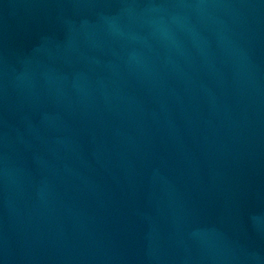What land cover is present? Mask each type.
Wrapping results in <instances>:
<instances>
[{
	"label": "water",
	"instance_id": "1",
	"mask_svg": "<svg viewBox=\"0 0 264 264\" xmlns=\"http://www.w3.org/2000/svg\"><path fill=\"white\" fill-rule=\"evenodd\" d=\"M0 107L153 264H264V0H0Z\"/></svg>",
	"mask_w": 264,
	"mask_h": 264
}]
</instances>
